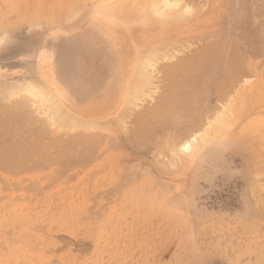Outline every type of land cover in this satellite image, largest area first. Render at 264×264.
I'll return each instance as SVG.
<instances>
[{
  "label": "rangeland",
  "instance_id": "rangeland-1",
  "mask_svg": "<svg viewBox=\"0 0 264 264\" xmlns=\"http://www.w3.org/2000/svg\"><path fill=\"white\" fill-rule=\"evenodd\" d=\"M170 1L177 4V7L169 13L173 19L168 20L160 12L158 14L155 11L157 14H154V10H151L155 0H0V37L5 35V46L9 48L0 52V84L14 77L31 76L25 67L28 62L35 60L29 56L47 43H67L68 48L64 51V76L67 78H71L74 72L69 47L72 44L84 43L81 48L86 51L91 39L97 41L92 43L90 51L85 52V55H89L93 50L89 56L93 54L95 58L86 56V59H92L99 66L107 65L104 57L109 53L111 45L100 32L104 33L112 25L109 20L120 22L135 48L151 46L154 49L165 42L173 43L177 54H172L179 57L194 54L201 45L217 39L218 46L217 43L215 46L220 49L222 58L229 52L228 44L232 47L231 42L236 48V43L245 45L243 50H232L233 55L234 50L236 56L243 55L242 58L239 56V60L235 57L237 61L233 58V63L237 68L238 61H241L240 67H245L242 74H245L240 76L243 83L240 81L233 88L235 91L230 90L229 98L231 101L232 95L233 101L232 105L229 104L231 108L227 109V127L217 135L218 138L212 135L205 144L195 149L191 146L197 143L207 128V125L204 128L198 125L200 129H197L195 125L200 122L203 125L204 121L212 123L214 120L203 116L202 107L207 105L211 109L217 106L219 109L226 104H223L224 101L216 102L211 94L213 79L217 81L223 74L220 64L213 71L215 74L211 72L201 80V88L194 96V99H198L194 103H198L194 104L193 116L184 120L182 118L183 122L187 121V124L183 123L186 125L183 126L185 131L178 134L175 130L171 131L174 133H170L172 137L168 132L166 135L161 131L156 132L159 129L155 127L154 120L153 123L148 121L145 124L147 130L145 126L138 133L130 134L128 132L136 125L128 118L122 120L121 124L113 121L106 127L92 131L87 126V131L82 128L84 126L70 127V124H66L69 119L66 117L65 124H61L64 117L52 122L51 113L45 115L37 110V114V105L35 109L31 106L33 103L30 104L29 113L21 112L19 115L15 105L21 99L20 96L9 97L4 89L5 84H1L0 144L4 141L0 145V152H3L0 153L3 155V158L0 155V264H264V52L261 51L264 50V40L259 38V34H262L264 39V3L256 0L259 6L255 4L250 8L248 1L242 0H229L234 2L231 5V2L225 5L228 0ZM258 9L263 12L262 16L258 14ZM260 22L263 28H259ZM221 23H228L232 36L227 38V34L219 31V37L214 39L215 34L211 32ZM256 24L258 26L254 27ZM236 25L241 26L240 29L237 30ZM59 30H63V33L58 34ZM244 31L248 33L243 35ZM254 31L256 34L261 31L259 37L254 36ZM88 33L91 39L85 37ZM237 33L242 35L241 38L237 37ZM250 34L256 39L252 40ZM236 38L239 42H235ZM250 38V43L254 45H250V50L251 46L254 47L252 49H255V53L248 49ZM184 41H190V44ZM206 44L202 46L203 51L199 49L198 52H205ZM210 46L212 50L214 45ZM242 51L245 53L242 54ZM250 52L255 54L254 58ZM134 59L133 52L132 63ZM36 62L40 63L39 67L43 64L40 58ZM244 63L249 68L252 66L251 71H247L249 68ZM107 72L103 73L111 76L108 89L104 90L107 96L91 102L90 116L102 115L112 104L116 107L109 116L117 113L121 116L120 110L132 80V69L128 68L117 80L111 69ZM161 78L155 80L158 86L163 83ZM52 87L57 96L61 95L64 99L67 97L71 102V92H62L55 84ZM241 90L249 92L243 99H240ZM3 91L8 96L5 97ZM154 91L151 97L140 101L141 107L137 108L146 107L147 101L150 103L147 106L156 103L159 94L163 92L158 88ZM30 117L33 121L38 119L35 121L37 125L32 126L34 122L30 124ZM148 127H152V132ZM121 130H124L123 133ZM87 133L95 138H89V135L86 137ZM98 133L101 138H98ZM66 138L71 140L72 146ZM95 139L103 141L96 142ZM168 139H175L173 143H177L174 152L170 150L172 144H168L171 141ZM82 141L92 145V149ZM162 143L168 145L162 146ZM178 144L181 152L177 149Z\"/></svg>",
  "mask_w": 264,
  "mask_h": 264
},
{
  "label": "bare ground",
  "instance_id": "bare-ground-1",
  "mask_svg": "<svg viewBox=\"0 0 264 264\" xmlns=\"http://www.w3.org/2000/svg\"><path fill=\"white\" fill-rule=\"evenodd\" d=\"M154 1V0H153ZM187 1V0H186ZM217 1V0H216ZM215 1V3H217ZM235 1V0H234ZM238 1V0H237ZM242 1H248L249 3V6L250 8H252V6L254 7L255 6V1L256 0H242ZM260 2V0H258ZM188 2V1H187ZM225 2V1H224ZM231 2L228 0L227 4L225 5H229L228 3ZM262 3L263 0H261ZM234 2L232 1L230 3L233 4ZM261 4V3H260ZM258 7L259 5L256 4ZM263 6V5H262ZM261 6L260 9L263 10V7ZM177 7V4H172L170 0H155V2L152 4V8L151 10H154L153 13L154 14H157L158 12H160V15H163L165 17H168V20H170V11H172L173 9H175ZM244 7V6H243ZM223 8V7H222ZM30 10V9H29ZM33 10V9H32ZM188 10V9H187ZM230 10V9H229ZM251 10V9H250ZM257 10V9H256ZM157 13H156V12ZM260 10L258 9V12ZM225 12V10L223 11V13ZM257 12V11H256ZM262 11H260V13H258L260 16H262ZM182 13H187L182 11ZM221 13V14H223ZM159 14V13H158ZM189 14V13H188ZM242 14H244V12H242ZM230 15V13H229ZM264 15V14H263ZM4 16V15H3ZM244 16V15H243ZM162 17V16H161ZM227 18V17H226ZM4 19V18H3ZM173 19V18H172ZM234 19V18H233ZM259 19V18H257ZM252 20V19H251ZM264 20V19H263ZM263 20H260V21H263ZM111 21L112 25H110L108 27V29L106 28L105 32L103 33L101 30V34L103 37L109 39L111 41V45H112V49L111 52L112 55L111 57H109V62H107L108 64L105 66L103 65H96V62L93 61L92 59L91 60H87L86 59V55H84L85 53V50L84 48H81L78 49L81 51V55L79 57V52L77 51V48L74 47L73 49V53H72V57H71V61L73 62V65H74V72L72 73V77L73 80H74V84L77 83V85H84L85 87V93L84 92H78L76 93L75 91L74 92H71V88H72V84H71V81L68 80L67 78H65L63 76V62L65 61V56H64V48L59 46L58 44H49L48 46L46 45H43L41 46L36 52H32L30 54V58H33L35 61H37L39 58L43 61V64H41V67H39L40 63L39 62H36L37 64H35V61H30L27 63V68L26 70L31 74V76L29 77H14L13 79H8V81L6 83H4L5 81H3V83H1L2 85L5 84V87L4 89L6 90V93L9 95V97H11L13 95V98H17L20 96V98L22 99L23 97V100H20L18 102H16L17 104L15 105V111L18 110V114L20 115L21 112H26V113H29V108L32 106L35 108V105H37V109L35 110L38 114V111L37 110H40L41 113L45 114V115H48L49 113H51V117L50 119L52 120V122H57V120H62V118L64 117V121L62 120L61 121V124L62 122L65 124V117L66 118H69L68 120L71 121V123H69V121L67 120L66 121V124H70L69 126L70 127H79V126H84L82 128H84L85 130L88 131V129L90 128V130H97V128L99 127H106L107 125H110L113 121L114 123H120L121 124V121L122 120H126L127 118L128 119H131L130 121L135 124L134 128L131 129V131H129L128 133L130 134H134V132H139L140 129H144V127L147 125V122H152V120H154V122H156L155 124V127L158 128L159 130H156L157 131H161L163 132L165 135L167 134V132L169 133V135L171 136V134H174L173 132L171 133V131H174L178 134V133H183L185 130L183 128V126H186L184 125L186 122H183L184 118H188V117H192V112L194 113V104L198 103V102H195L194 103V100H198V99H194V96L197 95L196 92L201 88L200 86V82L201 80H203L207 74H210L211 72L213 71H216L218 69V65L220 64L222 66V70H223V76L221 75L220 77L217 78V81L215 79H213V82H212V91H211V94L213 95V97L216 99V102L219 101L220 103L223 102L226 103L224 107H212L211 109H208V106H203L202 107V111L204 112V115H206V118L207 116L212 120V118H214L213 122L212 123H206L204 121V124L202 125V123L200 122L199 124L197 123V126L196 128L200 129L201 128H204L206 127L207 125V128H205L203 134H201V136L198 138V140L196 141L197 143L196 144H193L191 146V148H197L198 146H201L203 144H205L209 138L212 136V135H218L219 133L223 132L225 130V128L227 127V123L229 120H227V118L229 117L228 114L229 112L227 111V109L231 108L230 105L231 104V101H233V97L231 95V98L232 100L230 101V98H229V95L231 94V91L233 90V88L235 86H238L237 84L239 83L240 84V81H242L243 83V80H242V77L240 79V76L244 75L242 74L243 73V70L242 69H245V67H240L242 66V62L238 61V67H234L236 66L233 61V58L235 59V57H238V60L240 59V57L242 58V56L240 55H237L236 56V53L234 50V54L233 55V49H240V50H243L245 49V45H243L242 43L239 44V43H236L238 48H236L235 46L236 45H233V42H231L232 44V49L230 48V45L228 44V54L223 56V58L220 56V49H218L215 44L217 43V46H218V41L219 39L217 40H214V42L212 41H209L210 44H206V49H209L206 51L205 49V52H198V50L202 49V46L204 47L205 44L201 45L200 47H198L199 49L197 50V52H195L194 54H190V55H187V56H181L179 57L178 55L177 56H174L172 53H174L177 49H176V46H174V44L170 43L168 44V42H165V44L161 45L160 43V46L158 47H155L154 49H151L150 47L151 46H148L147 48H140L137 46V48H135V45L132 46L130 40H129V37H128V34L126 33V31L123 29L122 25L120 24V22L118 21H113V20H109ZM230 21V20H229ZM239 21V20H238ZM259 21V20H257ZM231 22V21H230ZM251 22V21H250ZM256 22V20H255ZM110 23V22H109ZM237 24V23H236ZM242 24V23H241ZM240 24V25H241ZM259 24V23H258ZM264 24V23H262ZM228 23H221L219 26H217L218 28H216L215 30H213V32H211V34H215L213 35V38L216 39L218 38V33L219 31H221V34H227V38H229V36H232L230 34L231 33V30L228 28ZM260 27L259 28H263L261 27V22H260ZM8 26V25H7ZM237 26V25H236ZM243 26V25H242ZM245 26V25H244ZM258 26L257 24L254 26L256 27ZM241 27V26H240ZM240 27L237 26V30L240 29ZM258 28V27H257ZM255 28V30L257 29ZM236 29V28H235ZM243 29V28H241ZM38 30V29H37ZM244 30V29H243ZM209 31V30H207ZM212 31V30H211ZM34 32V31H33ZM210 32V31H209ZM241 32V30L239 31V33ZM245 32V31H244ZM242 32L243 35H246L248 32ZM256 31H254L255 33ZM261 31H258L257 33L259 34ZM264 32V31H262ZM35 33V32H34ZM217 33V34H216ZM235 33V32H234ZM8 34V33H7ZM258 34L255 33L254 36L259 37ZM12 35V34H11ZM238 38H241V36L237 33L236 34ZM253 35V34H252ZM261 35L259 38H261L262 40H264L262 38V34H259ZM5 35H3V37H0V52H5L7 50L5 49H9V48H6L5 46V42H6V37L4 38ZM97 36V35H96ZM212 36V35H211ZM211 36H206V37H211ZM8 38H10L8 35H7ZM205 37V38H206ZM234 37V36H233ZM250 37H251V34H250ZM253 37V36H252ZM251 37V38H252ZM263 37H264V34H263ZM7 38V39H8ZM98 38V37H97ZM204 38V37H203ZM203 38H200V39H203ZM212 38V40H213ZM251 38L249 41H251ZM254 37V39H256ZM259 38H258V41H259ZM211 39V38H210ZM209 39V40H210ZM252 38V40H254ZM9 40V39H8ZM14 40V38L12 39V41ZM167 40V39H166ZM208 40V39H207ZM235 40V39H234ZM244 40H246L244 38ZM11 41V40H10ZM8 42V43H11V42ZM192 41V40H191ZM194 41V40H193ZM192 41V42H193ZM217 41V42H215ZM239 42V40H235V42ZM261 41V40H260ZM259 41V43H260ZM162 42V43H163ZM182 42V41H181ZM186 42V41H184ZM189 42V43H188ZM186 42V44H190V41ZM197 43V41H194ZM199 42V41H198ZM207 42V41H206ZM208 42V43H209ZM212 42V43H211ZM234 42V44H235ZM255 43V42H254ZM258 43V44H259ZM264 43V42H263ZM27 44V42H26ZM30 44V43H29ZM38 44V42H37ZM184 44V43H183ZM187 44V45H188ZM192 44V43H191ZM199 44V43H198ZM212 44L214 45L212 47V50L209 48V46ZM239 44V45H238ZM262 44V43H261ZM260 44V46H261ZM6 45H9L6 43ZM193 45V44H192ZM191 45V46H192ZM197 46V44H195ZM208 45V46H207ZM225 45V44H224ZM250 45H252V43L248 44V49L250 50ZM3 46H5L4 48H2ZM25 46V47H24ZM23 48L26 49V45H24ZM195 46V47H196ZM210 46V47H211ZM235 48H234V47ZM254 46V45H252ZM251 46V50H255V49H252L254 47ZM259 46V45H258ZM8 47V46H7ZM189 47V46H188ZM193 47V46H192ZM264 48V46H262ZM3 50H2V49ZM16 48V47H15ZM20 48V47H19ZM32 48V47H31ZM150 48V50H149ZM214 48V50H213ZM256 48H257V45H256ZM260 47V49H263ZM24 49V51H25ZM181 49V48H180ZM190 49V48H189ZM195 49V48H194ZM204 49V48H203ZM202 49V51H203ZM231 49V51H230ZM2 50V51H1ZM193 50V49H192ZM250 50V51H251ZM23 51V50H22ZM186 52V50H184ZM226 51V49H225ZM224 51V53H225ZM239 51V50H238ZM264 52V50H261ZM260 51V52H261ZM133 52L135 53V59L132 63V60H133ZM180 52V51H179ZM244 51H242V54H243ZM254 52V51H253ZM253 52H250V54L253 55V58H254V55ZM257 52V51H256ZM29 53V52H28ZM83 53V54H82ZM176 53V52H175ZM182 53V52H181ZM245 53V52H244ZM255 53V52H254ZM177 54V53H176ZM226 54V53H225ZM186 55V54H185ZM224 55V54H223ZM246 55V54H245ZM250 55V56H252ZM233 56V57H232ZM240 56V57H239ZM264 56V55H263ZM247 57V55L245 56V58ZM262 57V56H261ZM176 58V59H175ZM175 59V60H174ZM244 59V57H243ZM168 60H171V61H168ZM174 60V61H172ZM237 61V59H235ZM246 59H244L243 61L245 62ZM264 60V59H263ZM165 61H168L165 63ZM162 64H161V63ZM164 62V63H163ZM234 62V63H233ZM160 63V65H159ZM246 63H247V60H246ZM244 63V64H246ZM109 64H111L112 66H110ZM234 64V65H233ZM253 64V63H252ZM37 65V66H36ZM39 65V66H38ZM247 65V64H246ZM248 65H249V61H248ZM246 66L247 69L249 68V66ZM21 66V65H20ZM251 66V65H250ZM41 68V70L39 68ZM252 67V66H251ZM250 67V68H251ZM258 67V66H257ZM128 68L132 69V80L130 81V85H129V90H128V94H127V98L124 100L123 102V105H122V108H121V116H118V113L114 116H109V114L114 110V108L116 107L115 104H112L111 106H109L107 108V110L100 116H95V115H89L91 112L89 111V107H90V104L93 100L95 99H98L100 98L101 96H107V94L105 93L104 90L108 89V86H109V82L111 81V76H105L103 75V73L107 72L109 69H111L112 73H113V76L115 78V80H117L119 78L120 75L123 76V74L125 72H127ZM235 68V69H234ZM249 68V70L247 71H251ZM260 68V67H258ZM242 70V71H241ZM253 71V70H252ZM40 76H39V74ZM108 74H110L109 72H107ZM41 74L43 75L44 79L42 78ZM161 75L157 76V75ZM213 74H215L213 72ZM248 74V73H247ZM29 75V74H28ZM111 75V74H110ZM251 75V74H250ZM212 77V76H211ZM158 78H161L160 80L163 82L161 86H158L156 84V79L159 81ZM244 78V77H243ZM211 80V79H209ZM207 79V81H209ZM214 81L215 84H214ZM2 82V81H1ZM161 83V82H160ZM241 83V84H242ZM0 84V85H1ZM7 84V85H6ZM52 84H55L57 87L60 88V90L62 92H66L64 91L65 87L69 88L70 90L67 91L66 93H70L71 92V95H72V98H71V103H72V107H70L71 109L67 108L63 103H64V98L60 95V96H57L56 95V90L54 87H52ZM156 87H155V86ZM206 85V84H205ZM244 85V84H243ZM107 86V87H106ZM203 86V85H202ZM106 87V88H105ZM205 87V86H204ZM240 87V85H239ZM244 87V86H243ZM3 88V87H2ZM162 89V92L160 95V99H156V97H154L156 99V103H152L153 105H150V106H147V104L149 103L147 101V104L146 107H143L142 109L140 108H137L138 106H140V101H145L148 97H151L153 95V93L155 92L154 90L156 89ZM3 89V90H4ZM206 89V87H205ZM240 89V88H238ZM204 90V89H203ZM231 90V91H230ZM154 91V92H153ZM201 91V90H200ZM235 91V90H233ZM239 91V90H238ZM242 91V90H241ZM111 92V91H110ZM4 91H3V94L4 96H8ZM160 93V91H159ZM230 93V94H229ZM234 93V92H233ZM243 93V94H242ZM3 94L1 96H3ZM110 94V93H109ZM237 94V93H236ZM249 92L248 90H243L241 92V96H240V99H243V97L245 98L246 95H248ZM11 95V96H10ZM15 95V96H14ZM17 95V96H16ZM243 95V96H242ZM5 96V97H6ZM23 96V97H21ZM162 96V98H161ZM236 96V95H235ZM238 96V95H237ZM3 97V98H5ZM199 97V96H198ZM196 98V97H195ZM229 98L228 101H226L227 99ZM9 99V98H8ZM12 98H10V101H11ZM1 100V99H0ZM3 100V99H2ZM17 100V99H16ZM8 101V100H7ZM13 101V100H12ZM226 101V102H225ZM230 101V102H229ZM14 102V101H13ZM31 102V103H30ZM229 102V103H227ZM34 106H33V104ZM6 104V102H5ZM14 104V103H13ZM30 104H32L30 106ZM150 104V103H149ZM230 104V105H229ZM4 105V104H3ZM74 105V106H73ZM14 106V105H13ZM17 106V108H16ZM133 106H135L133 108ZM144 106V105H143ZM220 106V105H219ZM223 106V105H222ZM4 108V106H2ZM8 107V105H7ZM141 107V106H140ZM198 107V106H197ZM210 108V107H209ZM1 109V108H0ZM6 109V108H4ZM8 109V108H7ZM17 109V110H16ZM137 109H140V110H137ZM218 114H216V111H218ZM9 110V109H8ZM12 110V108H11ZM29 110V111H28ZM3 112L5 110H2ZM1 111V113H3ZM15 111L13 109V112L15 114ZM230 111V110H229ZM6 112V111H5ZM11 112V111H10ZM34 112V111H32ZM228 112V113H227ZM8 113V111H7ZM40 113V112H39ZM40 113V115H41ZM198 113V112H197ZM6 114V113H5ZM33 114V113H32ZM126 114V116H125ZM128 114V115H127ZM202 114V113H201ZM9 115V114H8ZM22 115V114H21ZM25 115V114H24ZM28 115V114H27ZM195 115V114H194ZM3 116V115H2ZM10 116V115H9ZM32 116V115H31ZM37 116V115H36ZM124 116V117H123ZM202 116V117H203ZM5 117V116H4ZM11 117V116H10ZM9 117V118H10ZM20 118V116H18ZM17 117V118H18ZM22 117V116H21ZM27 117V116H26ZM34 117V114L33 116ZM201 117V118H202ZM212 117V118H211ZM1 118V117H0ZM8 117H6V120H7ZM13 118V117H11ZM23 118V117H22ZM31 118V117H30ZM29 118V119H30ZM35 118V117H34ZM124 118V119H123ZM183 118V120H182ZM197 118V117H196ZM205 118V119H206ZM14 119V118H13ZM16 119V118H15ZM24 119H27L24 117ZM23 119V120H24ZM49 119V120H50ZM1 120V119H0ZM5 120V119H4ZM3 120V121H4ZM5 120V121H6ZM32 120V121H31ZM30 121V124H32V126L34 124H36L35 121L37 120H34L33 121V118H31ZM41 120V119H40ZM203 120V119H202ZM2 121V122H3ZM8 121V120H7ZM12 121V119H11ZM10 121V122H11ZM27 122V120H25ZM197 121H200V119H197ZM9 122V123H10ZM39 122V121H38ZM37 122V123H38ZM51 122V121H50ZM60 122V121H59ZM15 123V121H14ZM17 123V122H16ZM21 123V122H20ZM24 123V121H23ZM22 123V124H23ZM44 123V122H43ZM42 123V124H43ZM130 123V122H129ZM153 123V122H152ZM151 123V124H152ZM184 123V124H183ZM4 126L7 125L5 123H3ZM13 124V123H12ZM55 124V123H53ZM59 124V123H58ZM63 124V125H64ZM123 124V122H122ZM146 124V125H145ZM150 124V125H151ZM187 124V123H186ZM2 125V123H1ZM11 125V123H10ZM9 125V126H10ZM17 125V124H16ZM37 125V124H36ZM47 125V124H45ZM115 125V124H114ZM117 125V124H116ZM149 125V124H148ZM198 125L200 127H198ZM24 126V125H23ZM31 126V125H29ZM68 126V127H69ZM89 128H88V127ZM123 126V125H122ZM125 126V125H124ZM15 127V126H14ZM20 127V125H19ZM45 127V126H44ZM60 127V126H59ZM64 127V126H63ZM67 127V126H66ZM85 127H87L88 129H86ZM95 127V129L93 128ZM113 127V126H112ZM7 129V127H5ZM9 128V127H8ZM18 128V127H17ZM15 128V130L17 129ZM34 128V127H33ZM110 128V127H109ZM118 128V127H117ZM129 128V127H128ZM127 128V129H128ZM131 128V127H130ZM150 128V127H148ZM152 128V127H151ZM150 128V132H152ZM195 128V130H196ZM1 129V128H0ZM42 129V128H41ZM62 129V128H61ZM67 129V128H66ZM70 129V128H69ZM74 129V128H72ZM102 129V128H101ZM108 129V128H107ZM122 129V128H121ZM141 129V130H142ZM10 130V128H9ZM39 130V129H38ZM45 130V129H44ZM91 130V131H92ZM105 130V129H103ZM111 130V129H110ZM120 130V129H119ZM138 130V131H137ZM147 130V126H146V129ZM3 131V130H2ZM11 131V130H10ZM27 131V130H26ZM25 131V132H26ZM36 131V130H35ZM41 131V130H40ZM48 131V130H47ZM90 131V132H91ZM102 131V130H101ZM113 131V130H111ZM122 131V130H121ZM120 131V132H121ZM124 131V130H123ZM122 131V133H123ZM126 131V130H125ZM170 131V132H169ZM201 131V130H200ZM45 132V131H44ZM89 132V133H90ZM98 132V131H97ZM100 132V131H99ZM155 132V130H154ZM153 132V134H154ZM160 132V133H161ZM22 133V132H21ZM107 133V132H106ZM109 133V132H108ZM114 133V132H112ZM125 133V132H124ZM127 133V132H126ZM171 133V134H170ZM2 134V133H1ZM5 134V133H4ZM12 134V133H10ZM23 134V133H22ZM35 134V133H34ZM47 134V133H46ZM49 134H50V131H49ZM83 134V133H81ZM93 134V133H92ZM152 134V135H153ZM196 134V133H195ZM29 135V134H28ZM87 135H89L88 133L86 134V137ZM91 135V133H90ZM89 135V136H90ZM99 135V133H98ZM102 135V133H101ZM116 135V134H115ZM126 135V134H125ZM141 135V134H140ZM151 134H149L150 136ZM157 135V134H156ZM1 136V135H0ZM3 136V135H2ZM15 136V135H14ZM22 136V135H21ZM68 136V135H67ZM75 135H73L74 137ZM78 136V135H77ZM80 136V134H79ZM85 137V135H83ZM92 136V135H91ZM89 137V138H93V137ZM100 136V135H99ZM104 136V135H103ZM133 136V135H132ZM144 136V135H143ZM158 136V135H157ZM155 136V137H157ZM20 137V136H19ZM28 137V136H27ZM48 137V136H47ZM71 137V136H70ZM83 137V138H84ZM85 137V140H88V138ZM139 137V136H138ZM137 137V138H138ZM146 137V135H145ZM144 137V138H145ZM159 137V136H158ZM161 137V136H160ZM172 137V136H171ZM170 137V138H171ZM7 138V137H6ZM20 138H23V137H20ZM61 138V137H60ZM79 138V137H78ZM95 138V137H94ZM93 138V139H94ZM97 138V137H96ZM98 138H101L98 137ZM103 138V137H102ZM113 138V137H111ZM149 138V137H148ZM173 138H176L173 136ZM218 138V136H217ZM1 139H4L3 137ZM18 139V138H17ZM40 139V138H39ZM46 139V138H45ZM73 139V138H72ZM81 139V137H80ZM115 139V138H114ZM113 139V140H114ZM152 139H153V136H152ZM7 140V139H6ZM43 140V138H42ZM67 140V138H66ZM74 140V139H73ZM76 140V138H75ZM83 140V139H82ZM84 140V141H85ZM92 140V139H90ZM89 140V141H90ZM96 140V139H95ZM118 140V139H116ZM142 140V139H140ZM162 140V139H161ZM168 140H171L170 142H168ZM166 142H168V144H172L171 148L170 149L171 151L173 150L174 148V145H176L175 143L173 142H176L174 141L175 139H168ZM4 141V140H2ZM2 141H1V144H2ZM14 141V140H13ZM32 141V140H31ZM40 141V140H39ZM55 141V140H54ZM60 141V140H59ZM69 140H67V143H68ZM71 141V140H70ZM70 141L68 144H70ZM99 141H103V140H100ZM96 140V142H99ZM149 141V140H148ZM147 141V142H148ZM153 141V140H152ZM11 142V141H10ZM21 142V140H20ZM18 142V143H20ZM38 142V141H37ZM52 142V141H51ZM56 142V141H55ZM66 142V141H64ZM73 142V141H72ZM71 142V143H72ZM77 142H79L77 140ZM83 142V141H82ZM90 142H93L94 141H90ZM145 142V140L143 141ZM151 142V141H150ZM164 142V141H163ZM165 142V143H166ZM44 143V142H43ZM60 143H63L60 141ZM83 143H86V142H83ZM88 143V142H87ZM86 143V144H87ZM110 143V142H109ZM180 143V142H178ZM182 143V142H181ZM180 143V144H181ZM0 144V145H1ZM38 144V143H37ZM40 144V142H39ZM49 144V143H48ZM57 144V143H55ZM74 144V143H73ZM92 144V143H91ZM101 144V143H100ZM142 144V143H141ZM144 144V143H143ZM142 144V145H143ZM149 144V143H148ZM154 144V143H153ZM166 144V145H168ZM178 144L177 146V149L179 148V145ZM4 145V144H3ZM19 145V144H18ZM36 145V144H35ZM71 145V144H70ZM77 145V143L75 142V146ZM83 145V144H82ZM97 145V144H96ZM94 144V146H96ZM165 145L164 143H162V146ZM165 145V146H166ZM12 146V145H11ZM59 146V145H58ZM56 146V147H58ZM65 148H66V145H64ZM72 146V145H71ZM70 146V147H71ZM74 146V145H73ZM86 146V145H85ZM88 146L89 148L92 146V145H89L88 143ZM100 146V145H99ZM164 146V147H165ZM170 146V145H169ZM168 146V147H169ZM41 147V146H40ZM63 147V146H62ZM98 147V146H97ZM176 147V146H175ZM203 147V146H202ZM4 148V147H3ZM16 148V147H15ZM38 148V147H37ZM42 148V147H41ZM53 148V147H52ZM55 148V147H54ZM53 148V149H54ZM69 148V147H67ZM99 148V147H98ZM97 148V149H98ZM106 148V147H105ZM118 148V147H117ZM156 148V147H155ZM159 148V147H158ZM167 148V147H166ZM165 148V149H166ZM2 149V148H1ZM9 149V148H8ZM56 149V148H55ZM92 149V147H91ZM90 149V150H91ZM94 149V147H93ZM164 149V148H163ZM180 149V148H179ZM19 150V149H17ZM46 150H48L46 148ZM45 150V151H46ZM57 150V149H56ZM70 150V149H68ZM75 150V148H74ZM85 150V148H84ZM89 150V151H90ZM174 150H176V148H174ZM173 150V152H174ZM200 150V149H199ZM9 151V150H8ZM13 151V149H12ZM41 151V150H40ZM96 151V150H95ZM178 151H182L181 149L178 150ZM10 152V151H9ZM15 149H14V153H15ZM21 152V151H20ZM23 152V151H22ZM27 152V151H26ZM29 152V151H28ZM55 152V151H53ZM67 152V151H66ZM91 152V151H90ZM195 152V151H194ZM0 153H3L2 151ZM13 153V152H11ZM42 153V152H40ZM49 153V151H48ZM104 153V152H103ZM25 153H23L24 155ZM27 154V153H26ZM30 154V153H29ZM47 153H45L46 155ZM53 154V153H52ZM68 154V153H66ZM65 154V156H66ZM86 154V153H85ZM160 154V153H159ZM172 154V153H171ZM1 155V154H0ZM81 155V154H80ZM79 155V156H80ZM89 155V154H88ZM93 155V154H92ZM124 157H125V154H123ZM161 155V154H160ZM16 156V155H15ZM20 156V155H19ZM27 156V155H25ZM24 156V157H25ZM30 156V155H29ZM41 156V155H40ZM39 156V157H40ZM175 156V155H174ZM1 157L3 158V155H1ZM0 157V158H1ZM6 157V155L4 156ZM9 157V156H8ZM32 157V155H31ZM30 157V158H31ZM48 157V156H47ZM64 157V156H63ZM160 157V156H159ZM158 157V158H159ZM173 157V155L171 156ZM18 157H16L17 159ZM33 158V157H32ZM32 158L30 161H32ZM38 158V157H37ZM50 158V157H48ZM72 158V157H71ZM92 158V157H91ZM90 158V159H91ZM97 158V157H96ZM130 158V157H129ZM7 159V158H6ZM25 159V158H24ZM40 160V158H38ZM37 159V160H38ZM43 159V158H41ZM47 159V158H44V160ZM59 159V158H58ZM81 159V158H80ZM93 159V158H92ZM173 159V158H171ZM3 160V159H2ZM5 160V159H4ZM15 160V159H14ZM21 160V158H20ZM38 160V161H39ZM44 160H42L44 162ZM48 160V159H47ZM73 160V159H71ZM134 160V159H133ZM18 161V160H17ZM92 161V160H91ZM90 161V162H91ZM157 161V160H156ZM1 162V160H0ZM5 162H8V161H5ZM11 162V161H10ZM9 162V163H10ZM24 162V161H23ZM27 162V161H26ZM35 163L37 161H34ZM47 162V161H46ZM45 162V163H46ZM88 162V161H87ZM17 163V162H16ZM16 163H14L16 165ZM21 163V162H20ZM110 163V162H109ZM174 163V162H173ZM3 164V163H2ZM24 164V163H22ZM27 165V164H26ZM25 165V166H26ZM37 165V164H36ZM34 165V166H36ZM86 165V164H85ZM158 165V164H157ZM12 166V165H11ZM14 166V165H13ZM19 166V164H18ZM39 166V165H38ZM73 167L75 165H72ZM7 167V166H5ZM9 167V166H8ZM21 167V166H20ZM72 167V168H73ZM13 169V168H12ZM23 168H21L22 170ZM26 169V168H25ZM18 170L20 171V169L18 168ZM33 170V169H31ZM15 171V169H14ZM13 173V172H12ZM50 180V179H49ZM6 181V180H5ZM52 181V180H51ZM23 182V181H22ZM53 182V181H52ZM39 183V182H38ZM19 185V184H18ZM44 185V184H43ZM156 199V198H155ZM149 200V199H148ZM171 201V200H170ZM184 201V200H183ZM164 203V202H163ZM184 205V204H183ZM180 206V205H179ZM177 210V209H176ZM180 210H183V209H180ZM184 211V210H183ZM180 224V223H179Z\"/></svg>",
  "mask_w": 264,
  "mask_h": 264
},
{
  "label": "crops",
  "instance_id": "crops-1",
  "mask_svg": "<svg viewBox=\"0 0 264 264\" xmlns=\"http://www.w3.org/2000/svg\"><path fill=\"white\" fill-rule=\"evenodd\" d=\"M59 33L58 34H60V33H63V30H59L58 31ZM91 33V32H90ZM90 33H88L85 37H87V39L88 38H90ZM105 38V37H104ZM91 39V38H90ZM107 39V38H106ZM108 41H109V44L111 45V41L108 39ZM91 43H88L87 44V50L86 51H90L91 49H90V46H92L93 44H95L97 41H93V39H91V41H90ZM93 43V44H92ZM49 44H51V43H47L46 44V46H48ZM82 44H84V43H82ZM82 44L80 45H78V44H72V45H70L69 47H70V52H71V54L73 53V49H74V47H76L77 48V51L79 52V57H80V55H81V51L79 50L80 49V47L82 46ZM59 46H61V47H63L64 48V50L65 49H67L68 48V45H67V43L66 44H64V43H60V44H58ZM43 46V45H42ZM85 46H86V43H85ZM78 47H79V49H78ZM90 49V50H89ZM111 50H113L112 49V45H111V49H110V51H109V53H107L106 55H105V57H104V63H107V62H109V57H111L112 55H110V54H112V52H111ZM85 51V52H86ZM85 52H83V53H85ZM91 52H94L93 50L91 51ZM91 52H89V55H91ZM82 53V54H83ZM85 55V54H84ZM89 55H86V56H89ZM90 58H95L94 57V55L92 54V56H89ZM66 61V60H65ZM65 61L63 62V76L66 74V71H65V67H64V64H65ZM67 63V62H66ZM110 63V62H109ZM108 64V63H107ZM37 66V65H36ZM74 66V65H73ZM65 77V76H64ZM65 78H67V77H65ZM68 79V78H67ZM68 80H70L71 81V84H72V88H71V92H76V93H78V92H84L85 90V86L84 85H77V83L76 84H74V80H73V78H69ZM70 89L67 87H65V89H64V91H69ZM85 93V92H84ZM65 106H67V107H72V103L70 102V100L69 99H67V97L65 98V100H64V103H63Z\"/></svg>",
  "mask_w": 264,
  "mask_h": 264
}]
</instances>
